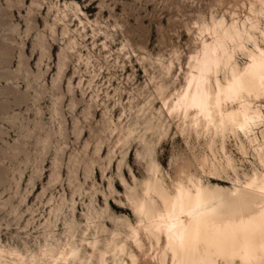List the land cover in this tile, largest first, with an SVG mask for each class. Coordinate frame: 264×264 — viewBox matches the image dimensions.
<instances>
[{
	"label": "rangeland",
	"instance_id": "obj_1",
	"mask_svg": "<svg viewBox=\"0 0 264 264\" xmlns=\"http://www.w3.org/2000/svg\"><path fill=\"white\" fill-rule=\"evenodd\" d=\"M234 1L247 14L248 0ZM229 6L0 0V247L31 258L46 244L79 243L88 221L86 238L103 244L117 230L124 239L126 220L136 224L127 195L146 180L173 190L200 178L228 191L263 171L242 136L181 132L162 108L200 45L199 27L229 21ZM143 241L115 258L110 250L106 264H130V254L159 264V249Z\"/></svg>",
	"mask_w": 264,
	"mask_h": 264
},
{
	"label": "bare ground",
	"instance_id": "obj_2",
	"mask_svg": "<svg viewBox=\"0 0 264 264\" xmlns=\"http://www.w3.org/2000/svg\"><path fill=\"white\" fill-rule=\"evenodd\" d=\"M227 1L232 9L230 20L211 18L198 25L200 45L188 54L179 87L171 96L161 97L162 108L178 119L181 132L242 136L263 171L255 170L243 184L228 191L218 184H204L200 178L178 181L173 190L157 177L146 180L140 193L127 195L136 224L126 220L124 239L118 238L117 230L103 244L98 237L86 238L91 228L88 221L79 243L71 239L56 246L46 244L31 258L0 247V264H30L34 258L51 264H93L92 259L106 264L110 250L113 258L130 245L142 250L143 237L152 249H159L153 256L159 264H260L264 259V128L259 121V101L264 96V0H248L243 17L234 9L238 3ZM239 54L245 57L243 64L238 62ZM229 88L242 89L241 96L227 99ZM186 93L190 94L188 105L193 97L204 105L187 107V116L177 104L185 103ZM165 101L170 107L164 106ZM245 111L249 119L256 117V123L241 132L232 121L243 122ZM240 145L244 148L242 142ZM226 164L230 165L229 157ZM129 258L135 264L136 256L130 254Z\"/></svg>",
	"mask_w": 264,
	"mask_h": 264
},
{
	"label": "snow or ice",
	"instance_id": "obj_3",
	"mask_svg": "<svg viewBox=\"0 0 264 264\" xmlns=\"http://www.w3.org/2000/svg\"><path fill=\"white\" fill-rule=\"evenodd\" d=\"M261 35H264V32L261 33ZM261 63L264 64V44L261 45ZM217 87H219V85H217ZM198 88H199V85H198ZM242 94V89H238V88H229L227 93H226V98L227 99H232L234 97H240ZM190 94L189 93H186L185 96H184V101L185 103L181 104L180 101H177V104L185 111V115L187 116L188 113H187V107H200V108H203L204 105L201 103V102H198L197 98L196 97H193L192 98V104L191 105H188L186 102L188 100V96ZM251 95V94H250ZM216 102L217 103H220V93H217V98H216ZM260 102L262 104H264V96H261L260 97ZM164 106L165 107H170V105L168 104L167 101L164 102ZM245 108H248L249 106L248 105H244ZM177 109H173V111H176ZM171 114V113H170ZM244 120L243 122H239L238 120L236 119H233L232 123L234 125H238L239 127V131L243 132V131H246L248 127H250L251 125L255 124L256 123V117H252L251 119H249V114L247 111L244 112ZM259 121H260V126L262 128H264V108L261 109V115L259 116ZM169 231L171 232V229H169ZM260 264H264V259H261V262Z\"/></svg>",
	"mask_w": 264,
	"mask_h": 264
}]
</instances>
